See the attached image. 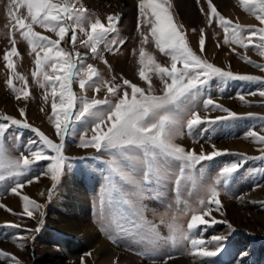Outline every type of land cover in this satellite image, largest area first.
<instances>
[{
  "label": "rangeland",
  "instance_id": "374dc122",
  "mask_svg": "<svg viewBox=\"0 0 264 264\" xmlns=\"http://www.w3.org/2000/svg\"><path fill=\"white\" fill-rule=\"evenodd\" d=\"M71 2L76 9L82 7L85 10V28H88L89 22L96 19L107 24L108 16H119L115 30L107 33L98 45L96 57L82 46L80 41L86 40L87 37L79 29L76 30L78 39L75 51L84 55L85 67L91 64L99 78L93 77L95 84L83 92L78 82L74 81L72 91L88 100L108 98L114 104L117 97L109 95L107 88L103 86L97 91V85H102L103 82L119 84L121 88L118 89V93L122 96L125 89L131 92V89L123 85V80L127 79L145 90L150 87L155 95H163L164 82L155 71L146 69L147 81L139 77L141 48L162 66L170 68L171 58L160 52L156 46L150 34L151 24L139 18L138 0H132L133 12L130 10L128 15H123L121 11L125 5L123 1L71 0ZM208 3L209 0H199V3L197 0H167L165 6L170 5L168 10L174 24L182 26L180 31L186 43L197 55L214 66L230 70L234 74L264 79V71L241 58L247 57L255 64H264V56L259 55L256 50L260 43L259 33L251 37L252 42L248 43L249 26L257 29L264 27L256 19L255 6H252V10L246 11L249 6L241 5L240 0H211L218 15H212L210 18ZM11 11H16L17 15L26 18V23L30 22L25 7L12 8L10 0H0V116L8 115L26 120L32 127L59 143V138L49 121L51 89L42 88L33 80L35 53L30 51L27 41L21 36V30L14 27V21L9 16ZM221 16L225 21L231 22L228 32L222 27L219 19ZM236 25L243 29L240 38L248 44L247 48L233 43L232 28ZM33 30L50 39H56L54 33L47 32L38 25H33ZM202 32L205 39L203 52L199 44ZM145 36L147 42H143ZM71 37L72 32L69 31L60 46L73 51ZM113 40L124 43L112 45ZM106 45H110L112 50L108 51ZM13 47L17 50L16 54L11 52ZM6 53L12 63L11 69L3 59ZM100 56H103V60L99 58ZM177 67L181 65L178 63ZM18 75L24 76L25 80L16 78ZM10 77L16 89H23L25 84L27 85L29 92L27 99L22 98L18 101L15 98L16 94L7 84ZM165 79L171 83L170 79ZM259 88L260 85L256 83L225 81L215 77L201 86L199 95L185 102L186 108L194 109L202 120L207 118L210 121L218 116L227 115L219 110H212L211 106L208 110L204 109V100L211 97L215 103L234 112L237 118L214 124L204 122L194 127L191 133L185 127L173 142L186 151H195L197 154L200 153L202 146L205 153L211 152L215 146L217 150L228 154L216 157L212 161L201 162L195 168L184 169L183 172L182 162L172 158L167 160L160 158L159 175L149 173L148 179L144 178L145 172L148 171L147 166L139 160L131 165L128 161H120V166L135 183L111 173L107 161L113 159V155L109 152H96L93 148L78 146L80 136L85 134L86 129L87 136L92 134L91 118L73 120L65 133L63 154L67 158V164L62 175L54 187L48 177L43 184L41 197L36 200L30 198L42 206L35 213L37 218H28L22 215L23 210L11 208V211H8L10 217L0 221V251L9 254L0 260V264H82V259L83 264H131L135 258L142 264L169 262L171 264V261L178 257L189 258L190 264H264V159L258 158L262 155L264 145L246 136L250 130L256 131L258 135H264V98L259 96ZM46 92L49 93L47 100L44 99ZM250 92H257V95L251 96ZM237 94L245 95L248 104H242ZM6 101H12L15 108H7ZM80 107L78 103L75 110ZM98 107L100 110L106 108L105 105ZM20 108L24 109L23 117L20 115ZM38 139L30 129L10 125L3 134H0V150L6 160H16L22 156L32 159L28 150L29 141ZM230 141L232 142L229 143ZM38 146H33L32 150H37ZM46 152L51 155L50 151ZM134 155L138 158L143 156L142 152ZM117 159L119 160L118 157ZM49 162H35L31 169L20 177V182L23 185L28 184L29 180L35 182L37 179L34 178L43 176L42 173ZM233 163L239 164V167L225 182L220 173L224 167ZM0 175L5 177L4 180H0V192L3 193L0 195L1 199L14 194L11 188L15 186L16 178L3 170H0ZM64 179L67 180L68 187H62ZM112 185H115L116 190L112 189ZM209 185H215L219 189L220 195L217 198L221 203L218 211L213 203L210 214L204 218L209 222L216 219L226 223H217L211 227L201 226L188 238L173 237L169 228L173 215L178 216V222L186 229L190 215H182L178 210H184L185 205L192 208L200 207L199 200L205 198L203 190ZM50 189L52 191L49 195ZM80 196L83 206L76 211L71 203ZM120 197L130 200L131 205L124 204ZM54 206L66 216L74 210L75 214L83 213L97 235L108 241L115 253L111 251L109 255L102 248L95 249V244L92 246L88 244L85 236L75 234L71 228L53 222L50 215ZM40 213L43 214L42 222L39 218ZM6 223L19 224L21 228L4 227ZM37 227L40 229L39 232H24L25 229L34 230ZM150 229H154V232H150ZM25 235L28 239H21ZM214 236H226L217 255L210 258L196 255L191 246V239H202L203 247L211 251L215 250V242L212 241ZM20 244L24 246L20 247ZM122 251L128 252L129 255L121 254Z\"/></svg>",
  "mask_w": 264,
  "mask_h": 264
},
{
  "label": "snow or ice",
  "instance_id": "6c2138e0",
  "mask_svg": "<svg viewBox=\"0 0 264 264\" xmlns=\"http://www.w3.org/2000/svg\"><path fill=\"white\" fill-rule=\"evenodd\" d=\"M199 3V0H197ZM241 5H248L245 10H252L255 6L256 19L261 25H264V0H240ZM167 0H138L139 18H142L145 23L151 24L150 34L159 48L160 52L169 55L171 58V65L169 67L162 66L157 63L155 59L147 55L143 48L140 50L139 64L141 70L139 77L147 81L146 69L148 71H155L164 82L163 95H155L151 88L145 90L135 83L127 79L123 80V85L131 89L129 93L126 89L123 95L120 96L118 89L121 88L119 84L103 82L102 85H97L96 90L99 91L101 86L107 88V93L111 96H116L117 100L113 104L110 99L104 100L93 98L88 100L82 96H77L72 91L73 82H78L81 91L83 92L88 87L95 84L93 77H98L96 69L88 64L84 65V55L79 51H75L77 42L76 30L79 29L86 37V40L80 41L83 47L90 50L93 57L97 56V47L104 40L107 33L115 30L116 22L119 16H108L107 24L102 23L99 19L94 22H89L88 28L84 27L85 10L81 7L76 9L71 0H10V7L19 9L25 7L27 9V19L29 23L25 22L26 18L17 15L16 11H11L9 16L14 21V27L21 30V36L27 41L28 47L32 53H35L34 64L35 70L32 72L33 80L39 84L40 87L50 88L51 96V114L49 121L55 130L56 136L59 138V143L54 142L47 135L37 128L32 127L26 120L16 119L8 115L0 116V134H3L9 126L16 128H27L35 133L38 141L30 140L28 150L32 159L22 156L19 159L11 160L5 159L2 150H0V170L7 171L10 176L16 178L15 186L11 188V192L20 195L17 191L22 188L23 184L20 182V177L24 176L38 161H50L46 165L43 175L49 176L53 183V187L63 173L67 164V158L64 152L65 133L68 131L73 120L80 121L85 117L91 118V135L87 136L81 134L78 146L80 148H93L96 152L107 151L113 155V159L107 161L108 166L113 175H119L125 180L131 181L130 176L120 166V161H128L129 164H134L138 160L147 166L148 171L145 172L144 178H149V173L159 175V160L164 158L175 159L182 162L181 171L184 169H192L201 162L212 161L216 157L228 154L217 150L213 146V150L205 153L203 146L201 151L197 154L195 151H186L183 147L174 143V138L186 127L191 133L192 129L201 123H217L228 119L237 118L236 114L229 109L217 104L211 97L204 100V109L208 110L211 106L212 110H219L227 113L224 116H218L215 120H204L197 114L194 109L185 107V102L190 98L195 99L199 93L201 86H204L212 78L221 80H239L249 83H256L260 85L258 94L264 98V79L251 75L234 74L230 70H224L220 67L214 66L207 60L197 55L186 43L183 33L180 31L182 26L174 24L173 17L166 7ZM208 15H218L216 8L209 0ZM220 21L225 32L229 31L230 21H225L221 16ZM33 25L45 29L47 32L55 34L56 39H50L46 35L33 30ZM137 28L139 30L140 23ZM72 32L71 43L73 51H69L66 47H61V41L65 40L68 32ZM243 31L240 25L232 28L233 43L239 44L241 47L247 48L244 39L240 38ZM250 35L248 43L250 44L251 37L259 33V45L257 51L259 55L264 56V27L258 29L249 26ZM147 42V36L144 41ZM14 43V42H13ZM124 41L113 40L112 45L123 44ZM200 50H205V39L203 32L199 40ZM106 49L111 51L110 45H106ZM167 50V51H166ZM16 48L11 49L12 54H16ZM103 60V56L99 57ZM248 64L264 71V64H255L247 57H241ZM7 62L9 69L12 68V63L9 60V55L6 53L3 57ZM181 67H177V64ZM21 81L25 80L24 76L18 75ZM170 79L171 83L167 82ZM7 84L16 94V99L19 101L22 98L27 99L29 92L27 85L23 89H16L12 84L10 77ZM49 93L46 92L44 99H48ZM238 99L242 104H248L245 95L237 94ZM249 95L256 96L257 92H250ZM80 104L78 110L76 105ZM105 105L104 110H100L98 106ZM43 111V109H41ZM75 110V111H74ZM20 115L24 116V109L20 108ZM251 116V114H249ZM103 125V127H102ZM106 129V130H105ZM247 137H251L253 141L264 145V135H258L256 131L250 130ZM37 150H32L33 146H37ZM46 150L50 151L47 154ZM261 159H264V149L261 150ZM137 152H142V158L134 155ZM119 158V160L117 159ZM248 159V157H243ZM239 164L233 163L231 166L224 167L220 173L225 178L236 171ZM5 177L0 175V180ZM38 179V178H34ZM111 179V177H109ZM29 180L28 183H32ZM219 183V181H217ZM115 189V185H112ZM52 189L49 190V195ZM204 197L199 200L200 207L192 208L185 205L184 210H178L180 214L190 215V220L187 222V228L178 222V216L173 215L172 223L169 225L173 237L179 236L181 238H188L190 234L197 232L201 226L211 227L217 223H226V221H219L211 219L206 221L205 216H208L212 210L213 203L218 211L220 208V200L217 198L220 195L219 189L215 185H209L204 190ZM3 193L0 192V195ZM23 202V216L28 218H37L35 213L41 209V205L36 201L30 199L27 195L20 197ZM124 204L131 205V201L119 198ZM103 203V197L101 198ZM0 207H5L0 205ZM207 209L208 211H205ZM11 211V209H8ZM202 213V214H197ZM14 215H20L13 213ZM43 214L40 213V220L42 222ZM4 227L20 229L21 225L15 223H6ZM119 227V226H118ZM231 228V225H229ZM39 227L34 230L25 229V233L32 231L39 232ZM154 232V229H150ZM226 236H214L212 241L215 242V250H206L202 239H191V246L196 255L210 258L220 251L221 242ZM21 239L27 240L25 235ZM34 239V237H33ZM23 247V244L19 245ZM9 254L0 251V260H3ZM83 264V259H82Z\"/></svg>",
  "mask_w": 264,
  "mask_h": 264
},
{
  "label": "bare ground",
  "instance_id": "6f19581e",
  "mask_svg": "<svg viewBox=\"0 0 264 264\" xmlns=\"http://www.w3.org/2000/svg\"><path fill=\"white\" fill-rule=\"evenodd\" d=\"M119 1H123L125 3V5L121 8V11H122L123 15H128L130 13L129 11L131 10V8H133V6L131 7L132 0H118V2ZM2 9H3V7H2ZM5 105L9 109H14L15 108V104L12 101H6L5 102ZM231 142L232 141H230L229 143H231ZM48 177L49 176H47V175H43L40 178H38L35 182L28 183V184L23 185V187L20 188L19 191H18L20 193L19 196L16 195V194H12V195H8V196L2 197L0 199V205H4L5 207H0V221L2 219H8V217H10L9 212H8V209H11L12 208V209H16V210L17 209L23 210V202L20 199L21 196L27 195L29 198H33L35 200L38 199V198H40L41 197V194H42L43 184L47 181ZM67 183H68L67 180L64 179L62 181V187H66V186L68 187V184ZM262 188L263 187H261V190H262ZM79 192L81 193V190L80 189H79ZM81 196L78 199L75 198V200L71 203L73 209L75 207V210H76L77 208H79V207L81 208V206H83V204H82V197ZM55 207L56 206H54L53 212L50 215L53 218V222L55 221V223H57L60 226H64L65 225V226L71 228L75 234H81V235L85 236L86 237V239L84 238L85 241H87L88 244H90L91 246H92V244H95V249L102 248V250L105 253H107V254H109L111 251H113L111 249V247H110L109 242L106 241L103 238H100L97 235V233L94 230V228L92 226H90L89 221H88V218L83 213H81L80 215H78V214H75V210H74V211H72V213L69 216H66L61 211H58V209L55 208ZM114 253H113V255H114ZM121 254H123V255H129V253L126 252V251H122ZM97 255H98V253H97ZM123 255H122V257H123ZM188 259H186L185 257L184 258L183 257H178V258L173 259L171 261V264H190L189 261H188ZM132 262H133V264H142V263L138 262L136 260V258L133 259V261H131V264H132ZM155 264H163V263H155ZM169 264H170V262H169Z\"/></svg>",
  "mask_w": 264,
  "mask_h": 264
}]
</instances>
